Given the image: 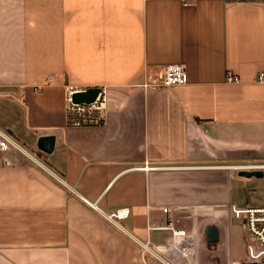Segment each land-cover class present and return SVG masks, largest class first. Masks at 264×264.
<instances>
[{"label":"crops","instance_id":"0c3cea01","mask_svg":"<svg viewBox=\"0 0 264 264\" xmlns=\"http://www.w3.org/2000/svg\"><path fill=\"white\" fill-rule=\"evenodd\" d=\"M193 2L0 0V127L42 162L0 149V264H150L138 240L172 228L200 261L217 208L242 201L235 165L264 163V0ZM173 62L188 83L146 84ZM66 84L107 86L105 120L69 122Z\"/></svg>","mask_w":264,"mask_h":264},{"label":"built area","instance_id":"2783aa9c","mask_svg":"<svg viewBox=\"0 0 264 264\" xmlns=\"http://www.w3.org/2000/svg\"><path fill=\"white\" fill-rule=\"evenodd\" d=\"M184 5L193 4V0H182ZM51 79H49L50 81ZM227 81L236 83L240 81L239 75L228 72ZM257 81H264V72L257 75ZM189 82V75L185 64L179 62L168 63L156 71V75L150 78L146 83L150 86L173 87L183 85ZM91 87V86H90ZM100 88L96 98L90 102H77L74 100V94L79 91H85L89 87H78L73 84H66V108L69 114V122L74 125H82L89 122H103L105 120V110L108 100V89L105 85L97 86ZM0 149L10 153H23L31 160L42 164L38 154L28 149L19 142L13 135L0 127ZM237 169L262 170L264 172V163L239 164L235 165ZM148 161L141 166L146 170L157 168ZM63 180V179H62ZM63 182H66L63 180ZM96 206V205H95ZM130 213L128 207H121L107 215V220L123 227L120 220L126 218ZM227 216L233 214L241 218V223L246 229L245 238V258L238 264H264V204H246L239 206L232 204L230 211L225 213ZM124 228V227H123ZM173 242L170 238L165 244H153L148 241L138 240L143 256L149 257L150 264L153 262L162 264H195L197 250L194 249L189 235L184 234V230L174 229ZM176 243V247L172 245Z\"/></svg>","mask_w":264,"mask_h":264},{"label":"rangeland","instance_id":"374dc122","mask_svg":"<svg viewBox=\"0 0 264 264\" xmlns=\"http://www.w3.org/2000/svg\"><path fill=\"white\" fill-rule=\"evenodd\" d=\"M239 175V174H238ZM233 180L234 193L242 201L239 206L246 204H264L257 203L256 198L264 197V176H236ZM249 198V199H248ZM215 219L210 220L209 223L216 224L221 229V239L218 242H207L204 237L200 238V261H196L195 264H234L244 260L245 258V234L246 229L241 223L242 219L235 217L233 214L230 217H223V211L217 208ZM220 210V211H219ZM227 229V230H226ZM226 230V231H225ZM231 237L232 252L234 256H226L224 253V236ZM151 264H159L153 262ZM162 264V263H160Z\"/></svg>","mask_w":264,"mask_h":264},{"label":"water","instance_id":"95a60500","mask_svg":"<svg viewBox=\"0 0 264 264\" xmlns=\"http://www.w3.org/2000/svg\"><path fill=\"white\" fill-rule=\"evenodd\" d=\"M99 90H100L99 87L91 86L85 91L76 92L73 95L74 100L77 102L93 101L96 98ZM55 140H56V137L53 134L41 135L38 138L37 147L43 152L50 153L53 151V149L55 147ZM239 174L243 175V176H248V177H250V176L261 177V176H263L264 173L262 170L242 169L239 171ZM205 237H206V240L208 242L214 243V242L220 241L221 231H220L219 226H217L216 224H213V223L208 224L205 228ZM234 264H238V263H234Z\"/></svg>","mask_w":264,"mask_h":264}]
</instances>
